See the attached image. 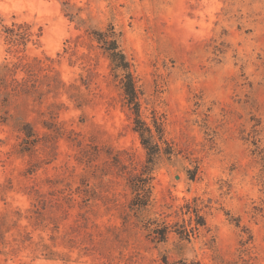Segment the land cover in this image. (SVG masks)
<instances>
[{
	"label": "rangeland",
	"instance_id": "374dc122",
	"mask_svg": "<svg viewBox=\"0 0 264 264\" xmlns=\"http://www.w3.org/2000/svg\"><path fill=\"white\" fill-rule=\"evenodd\" d=\"M93 32L112 35L140 119L162 132L152 171ZM17 62L2 90L14 77L19 94L0 106V264H264V0H0V66Z\"/></svg>",
	"mask_w": 264,
	"mask_h": 264
},
{
	"label": "trees",
	"instance_id": "16d2710c",
	"mask_svg": "<svg viewBox=\"0 0 264 264\" xmlns=\"http://www.w3.org/2000/svg\"><path fill=\"white\" fill-rule=\"evenodd\" d=\"M21 26L18 27V30L15 31L13 29H8L9 37L8 40L12 43V45H16L17 41L22 38L21 33ZM96 41L99 43L100 48L103 50L104 53L107 54L110 61L114 64L115 68L120 69L124 74L123 83V92L126 99V104L128 107L134 111L136 116L135 119V126L134 130L138 133L141 143L146 151L147 160L146 163L148 164V172L152 171L155 166V161L158 158L159 154L161 153V142L163 140L162 132L159 126L155 123L154 129L150 128L144 121L140 119L139 114V104L137 101V95L134 89V83L131 73L129 72V64L125 59V56L122 54L121 51L118 50L117 43L112 40V35L109 33L104 32H93ZM21 66L20 62L14 63L11 66L7 64L0 66V106L3 108L10 104V100L19 94L17 86L21 83L13 77L12 82L16 84L13 86L11 92H4L2 88H5L6 83V74H11L15 76L18 71V68ZM20 131H23L24 138L22 139L21 150L20 153H29L31 149L34 147V143L29 142V139L33 137V129L30 124L28 123H21L17 124ZM28 147V148H26ZM150 178L147 180H143L140 175L137 176L136 183L133 185L134 189V197L131 200V210L134 212H139L143 207L147 205V193L149 194V189H145V181H149ZM40 204V203H39ZM47 207V201H43L40 208L37 204H33V208L29 209L28 212L32 214L40 213V209L45 210ZM152 223H149V226H146L149 235L156 242H164L166 240L167 235V227L162 229L151 228ZM198 225H203L202 222H198ZM1 234V233H0ZM1 239V236H0ZM163 264H200L197 261L187 262L186 260H178L174 262H169L166 258L162 260Z\"/></svg>",
	"mask_w": 264,
	"mask_h": 264
}]
</instances>
